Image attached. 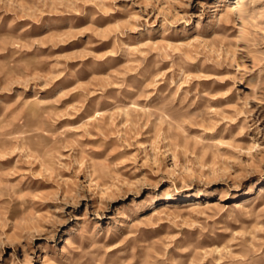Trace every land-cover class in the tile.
<instances>
[{
  "label": "rangeland",
  "instance_id": "1",
  "mask_svg": "<svg viewBox=\"0 0 264 264\" xmlns=\"http://www.w3.org/2000/svg\"><path fill=\"white\" fill-rule=\"evenodd\" d=\"M0 264H264V0H0Z\"/></svg>",
  "mask_w": 264,
  "mask_h": 264
},
{
  "label": "bare ground",
  "instance_id": "2",
  "mask_svg": "<svg viewBox=\"0 0 264 264\" xmlns=\"http://www.w3.org/2000/svg\"><path fill=\"white\" fill-rule=\"evenodd\" d=\"M232 7H236V6H232ZM225 8H226V6H225ZM230 8H231V7H230ZM228 9H229V8H228ZM226 10H227V9H226ZM231 10H232V9H231ZM224 13H225V12H224ZM223 17H224L225 20H228V19L230 18V15H229L228 12H226V13L224 14ZM244 34H245V28L241 26V28H240V34L236 37L238 42L242 43V40H243V36H244ZM241 46H242V45H241ZM241 48H242V47H241ZM246 69H248V68H246ZM247 72H248V70H247ZM198 193H201V192H198ZM193 204H194L193 202H192V203H189L188 206H189L190 208H192V207L195 206V205H193ZM234 205H235L236 207H240V206H241V203H240L239 201H235ZM166 206H167V205L165 204V205H161V207H159V209L154 208V209H153V212H152L151 214H156V213H159V212L165 210V209L167 208ZM187 209H188V208H187Z\"/></svg>",
  "mask_w": 264,
  "mask_h": 264
}]
</instances>
